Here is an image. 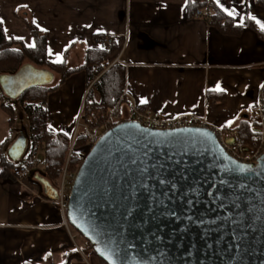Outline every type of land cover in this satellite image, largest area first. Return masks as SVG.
Here are the masks:
<instances>
[{"label": "crops", "instance_id": "1", "mask_svg": "<svg viewBox=\"0 0 264 264\" xmlns=\"http://www.w3.org/2000/svg\"><path fill=\"white\" fill-rule=\"evenodd\" d=\"M212 2L226 15L224 9L233 12L228 16L241 27L238 35H222L210 26V8L197 10L199 17L196 11L188 15L187 0H0V20L6 38L26 47L33 45L29 24L36 27L45 34L47 60L54 63L59 56L72 69L83 65L87 50L96 49L95 37H111L106 63L124 67L123 112L136 107L152 117L194 115L217 128H234L264 86V39L248 26L251 22L261 30L256 21L264 24V6L256 0ZM87 91L80 70L48 95L50 132L71 136ZM211 92L224 99L217 101V95L207 102ZM9 100L11 105H5L0 97V264H101L72 250L57 198L50 199L43 185H36L43 162L36 154L28 159L26 132L12 130L16 113L22 112ZM3 105L14 110L11 123ZM20 137L26 147L13 162L28 171L17 179L2 174L1 163L11 160L8 149Z\"/></svg>", "mask_w": 264, "mask_h": 264}, {"label": "water", "instance_id": "2", "mask_svg": "<svg viewBox=\"0 0 264 264\" xmlns=\"http://www.w3.org/2000/svg\"><path fill=\"white\" fill-rule=\"evenodd\" d=\"M52 80L25 65L0 76V89L16 100ZM25 147L18 138L8 157L19 161ZM67 219L106 264H264V156L237 162L209 129L124 122L79 166Z\"/></svg>", "mask_w": 264, "mask_h": 264}, {"label": "trees", "instance_id": "3", "mask_svg": "<svg viewBox=\"0 0 264 264\" xmlns=\"http://www.w3.org/2000/svg\"><path fill=\"white\" fill-rule=\"evenodd\" d=\"M256 1L258 4L264 6V0ZM204 8H210L211 13L209 14L208 23L210 26L216 28L220 34L236 36L240 33L241 27L235 25L231 17L222 12L212 0H187L188 15H193L195 11ZM248 26L264 39L263 31L259 30L251 22H248ZM29 28L33 36L34 46L32 47H26L18 39L6 38L0 23V76L14 74L25 65H31L37 69L45 70L53 76L50 84L32 88L12 101L19 105L22 114L27 120V140L30 146L28 159L35 155L38 150H41L43 170L40 178L44 179L50 186L56 189L60 170L64 165L68 151L70 135L53 133L48 130L45 108L48 95L57 90L72 74L83 70L86 75V84L88 87L84 99L83 113L84 117H87L89 110H93L98 106L104 109L111 108L118 102L124 93L125 70L119 64H114L108 68L106 60L112 49L107 51L98 48L87 50L84 55L83 65L75 69L68 68L64 62L60 64L50 63L47 60L45 34L31 24H29ZM97 76L98 79L95 80ZM0 95L6 97L1 89ZM217 95L219 96L217 101L224 99V95L211 92L207 93V102L212 99L214 100V97ZM2 108L10 116L11 123L14 113L12 106L5 107L3 105ZM222 129L228 135L232 133V136L241 140L244 145H249L256 131V123L251 120L249 113H247L240 117L236 127H223ZM84 144L85 139L81 136L77 139L75 147L80 148ZM15 163L12 160L6 159L2 161V174L7 173L13 177L12 168ZM81 163L82 161L79 158H71L69 169L71 171H77ZM37 184L39 182L36 180ZM90 252L95 255L92 247ZM98 260L101 264H106L103 260L99 258Z\"/></svg>", "mask_w": 264, "mask_h": 264}, {"label": "built area", "instance_id": "4", "mask_svg": "<svg viewBox=\"0 0 264 264\" xmlns=\"http://www.w3.org/2000/svg\"><path fill=\"white\" fill-rule=\"evenodd\" d=\"M194 16L199 17L201 13L196 11ZM112 44L113 40L109 36L103 35L94 38V46L100 50L107 51L112 47ZM113 65H108V68ZM97 79L98 76L95 77V80ZM263 92L264 86L261 89L256 104L249 111L251 120L256 123V131L249 145H244L241 140L226 134L223 129L211 126L205 119L194 115H182L174 118L152 117L148 113L139 111L136 107H131L126 112H123L122 102L124 94L111 108L104 109L98 106L93 110H89L87 117H84V113L82 112L71 133L68 151L64 165L60 170L56 190L57 208L62 219V226L69 236L72 250L85 260V250H90L91 244L69 224L67 219L70 192L77 173V171L69 169L71 158L77 157L83 161L104 133L121 123L135 122L144 128L156 131L182 128L209 129L215 134L220 147L232 159L243 164H256L264 156ZM81 136L85 139V144L80 148H76L77 139ZM27 171V167L20 163H15L12 168V174L17 179H22L27 174Z\"/></svg>", "mask_w": 264, "mask_h": 264}, {"label": "rangeland", "instance_id": "5", "mask_svg": "<svg viewBox=\"0 0 264 264\" xmlns=\"http://www.w3.org/2000/svg\"><path fill=\"white\" fill-rule=\"evenodd\" d=\"M0 97L2 98V103L3 104H5V105H11V101L8 99V98H6V97H3V96H1L0 95ZM123 105H125V104H123ZM16 124H15V126L13 127V131L15 132L16 130H23V131H25L26 132V135L28 136V124H27V120H26V118H25V116L23 115V114H21V115H19V114H17L16 113ZM7 131V130H6ZM41 152H40V150H38L37 151V153H36V156L39 158V159H41V161H42V154H40ZM22 159H24L25 160V155L23 156V158ZM35 171H33V173H34ZM59 180V179H58ZM57 183H58V181H57ZM89 252H90V250H89ZM89 252H87L86 250H85V255H86V257L88 258V260H89V258H93V259H95V260H97L98 261V258H97V256L96 255H94V254H92L91 252V254L89 253Z\"/></svg>", "mask_w": 264, "mask_h": 264}, {"label": "snow or ice", "instance_id": "6", "mask_svg": "<svg viewBox=\"0 0 264 264\" xmlns=\"http://www.w3.org/2000/svg\"><path fill=\"white\" fill-rule=\"evenodd\" d=\"M226 12H227V14L229 15V16H232L233 15V12H231V11H228L227 9H224ZM254 19V18H253ZM0 23H3V21L2 20H0ZM256 23L257 24H259L260 25V28H261V30H264V24H262V23H260V21H256ZM32 46H34V45H32ZM52 53H51V50H49V55H51ZM63 62V60H62V58L61 57H57V59L54 61V63H62ZM219 90V89H218ZM142 103H147V101L146 100H143V101H141Z\"/></svg>", "mask_w": 264, "mask_h": 264}]
</instances>
